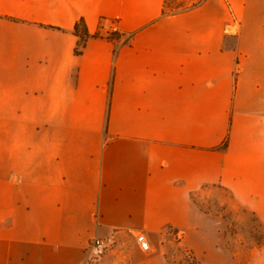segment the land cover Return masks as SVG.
I'll return each mask as SVG.
<instances>
[{
	"label": "crops",
	"instance_id": "crops-1",
	"mask_svg": "<svg viewBox=\"0 0 264 264\" xmlns=\"http://www.w3.org/2000/svg\"><path fill=\"white\" fill-rule=\"evenodd\" d=\"M209 186L264 231V0H0V264H206Z\"/></svg>",
	"mask_w": 264,
	"mask_h": 264
},
{
	"label": "rangeland",
	"instance_id": "rangeland-1",
	"mask_svg": "<svg viewBox=\"0 0 264 264\" xmlns=\"http://www.w3.org/2000/svg\"><path fill=\"white\" fill-rule=\"evenodd\" d=\"M194 4L193 0H165L168 11H177ZM229 197L226 190L217 186L199 189L191 196L197 209L208 215V220L215 227L217 249H221L217 250L219 253L209 254L206 264H264V231L260 219L243 208L231 209L227 204ZM163 233L162 243L165 244L168 264H205L181 242L182 232L177 233L165 227ZM114 243L89 263L102 257ZM222 251H226V254Z\"/></svg>",
	"mask_w": 264,
	"mask_h": 264
},
{
	"label": "built area",
	"instance_id": "built-area-1",
	"mask_svg": "<svg viewBox=\"0 0 264 264\" xmlns=\"http://www.w3.org/2000/svg\"><path fill=\"white\" fill-rule=\"evenodd\" d=\"M202 0H193V3H199ZM137 242L139 243L140 247L143 250H146L149 248V244L147 240L144 238L143 235L137 234L136 235ZM115 241L114 236H110L107 238H100V237H93L89 241V244L86 248V262H89L90 260H95L98 258L103 252L110 247Z\"/></svg>",
	"mask_w": 264,
	"mask_h": 264
},
{
	"label": "trees",
	"instance_id": "trees-1",
	"mask_svg": "<svg viewBox=\"0 0 264 264\" xmlns=\"http://www.w3.org/2000/svg\"><path fill=\"white\" fill-rule=\"evenodd\" d=\"M15 20V19H13ZM72 32L74 35H76L78 37V41L77 44L74 48V53L76 55L81 54L83 47L85 46V43L87 41L88 38L90 37H105L107 39H118L121 37V34L117 33V32H113L111 34H108L106 36H102L99 33H94V34H90L87 30V27L85 25V22L82 18H80L73 26ZM226 145V140L223 142L221 147H225Z\"/></svg>",
	"mask_w": 264,
	"mask_h": 264
}]
</instances>
